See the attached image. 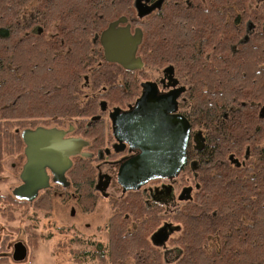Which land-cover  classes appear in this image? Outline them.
I'll return each instance as SVG.
<instances>
[{
	"label": "trees",
	"instance_id": "obj_1",
	"mask_svg": "<svg viewBox=\"0 0 264 264\" xmlns=\"http://www.w3.org/2000/svg\"><path fill=\"white\" fill-rule=\"evenodd\" d=\"M31 1L0 0V175L5 157L23 150L21 131L37 126L70 121L98 154L110 132L106 119L96 120L97 100L118 103L138 94L135 78L124 74L119 82L109 65L98 64L94 38L119 17L135 19L132 0H41L40 32L19 22ZM191 2L168 0L138 22L145 66H171L186 81V111L204 139L201 151L188 147L183 170L195 177L193 198L170 216L181 230L174 264H264V0L255 7L252 0ZM96 162L77 158L68 173L85 213L100 197L93 190ZM1 201L28 204L12 195ZM110 202L108 240L94 253L100 264H165L149 240L164 208L147 203L141 191ZM32 207L50 213L52 192H42ZM212 234L220 238L216 253L205 250Z\"/></svg>",
	"mask_w": 264,
	"mask_h": 264
},
{
	"label": "water",
	"instance_id": "obj_2",
	"mask_svg": "<svg viewBox=\"0 0 264 264\" xmlns=\"http://www.w3.org/2000/svg\"><path fill=\"white\" fill-rule=\"evenodd\" d=\"M163 1L157 0L147 6L149 0H134L133 7L137 17L143 19L159 10ZM126 22L125 17H119L101 32L99 42L104 59L127 71L141 70L143 62L137 57V51L143 32L137 28L131 34ZM183 91L182 88L160 93L155 83L145 82L133 106L126 111L114 108L109 113L112 136L121 145V150L115 147V152L119 154L127 148L130 154L118 161L116 179L123 194L139 191L157 180L172 182L185 169L191 124L178 113L177 100ZM68 133L42 126L21 131L25 163L19 174L21 183L11 192L15 200L32 204L40 192L51 188V184L64 188L68 186L66 173L72 167L71 158L87 156L81 151L88 146V142L81 138H65ZM193 143L196 151L202 150L204 139L200 133L194 134ZM191 191L190 187L183 188L177 200H191ZM102 197L107 198V195ZM165 227L152 234L151 241L155 246H162L167 241L169 234ZM169 230L172 232V229ZM26 257L27 249L23 243L14 244L12 260L22 262Z\"/></svg>",
	"mask_w": 264,
	"mask_h": 264
},
{
	"label": "rangeland",
	"instance_id": "obj_3",
	"mask_svg": "<svg viewBox=\"0 0 264 264\" xmlns=\"http://www.w3.org/2000/svg\"><path fill=\"white\" fill-rule=\"evenodd\" d=\"M256 1L252 0L250 6L255 7ZM40 2L41 0H32L26 5L20 15L19 22L25 27L26 31L32 32V30H37L40 32L38 28L41 13ZM160 71V69L146 66V79H157L161 75ZM23 164V154L5 157L3 160L4 170L0 175V196L6 197L11 195L12 190L20 184L18 175ZM102 169L103 173H110V169L106 167ZM182 182L192 186L195 183V177L191 173L182 172L178 177L177 183L178 185L181 183V187L184 188L185 186L182 185ZM179 187H176V192L181 190ZM107 192L111 198H119L121 196L120 189L115 181ZM111 205L110 199L99 197L96 207L91 212L83 213L74 199L67 202L63 201V193L57 192L52 195V209L47 214L33 209L32 204L9 206L4 201H1L0 251L3 250L10 253L11 248L9 249L7 246L21 242L27 245L28 257L21 263L7 260L0 261V264H100L99 260H87L83 258L84 256L81 253L83 249L79 245L78 239L74 238L72 234H59L58 231L60 229L65 231L66 228L73 227L78 234H81L82 228H85L84 223L88 222L90 224L88 232L93 233L98 230L95 239L105 244L108 238L104 229L107 220L114 212ZM181 206L182 203L178 202L168 205L162 204L164 208L163 214L166 217L161 220V223L149 235V238L154 232L162 228L164 224H170L173 229L179 226L173 222L170 216L178 211ZM70 208L74 209L75 218L71 216ZM11 215L15 219L13 222H9L8 220V217ZM176 231L179 232L174 233L173 231L168 236L167 241L157 248L165 264H174L181 257L182 250L174 242L181 231L180 226ZM205 250L208 253H216L220 250V238L218 235L212 234L208 237L205 243Z\"/></svg>",
	"mask_w": 264,
	"mask_h": 264
},
{
	"label": "flooded vegetation",
	"instance_id": "obj_4",
	"mask_svg": "<svg viewBox=\"0 0 264 264\" xmlns=\"http://www.w3.org/2000/svg\"><path fill=\"white\" fill-rule=\"evenodd\" d=\"M156 1L157 0H149V2L147 3V6L153 5ZM167 1L168 0H164L163 3H162V6ZM182 1L186 5H190V6L192 5L191 0H182ZM133 3H134V0L131 1V6H132V9L134 11V15L136 16V18L133 19V18L125 17L127 19L126 24H128L130 26L131 34L134 33L135 29H137V28L141 29V26L139 25L138 22L146 18L145 17L143 19H139L137 17L136 11H135V9L133 7ZM162 6H161V8H162ZM159 10L156 9L150 15L154 14L155 12H157ZM122 17H124V16H122ZM117 19H115V20H117ZM115 20H113V21H115ZM113 21H111V22H113ZM111 22H109L107 24V26L102 31H104ZM125 25H122V27H125ZM102 31H100L99 34L94 37L96 39L95 41L97 42V45H98L97 52L101 53L102 59H103V61L98 62V64L105 63V64L109 65L110 68L113 70V72L117 73V79H118L119 82H122L124 74L131 75L133 78H135L138 81V94L135 97H132L130 100H124V101L118 102V103H112L111 101H109L108 99H105V98H99L97 100V106H98L99 115H98V118L96 120L106 119L108 121V123H109L110 135H109V140L107 141L106 146L103 147L99 151L98 154H93L92 151L90 150L91 141L88 138H86L85 136H83L81 134L82 132L78 133V131L74 127L73 123L70 122V121L64 122L63 125H61V126L50 125V126H42V127H45V128H53V127H55V128H58V129H62L64 131H66V132H69L65 136V138H81V139H83V140L88 142V146L86 148L82 149V151H81L82 153H85L87 156H84V157L83 156H76V157L71 158L72 167H73L74 161L77 158H91V159L97 160V162L95 163L96 178H95V183H94V186H93V190L100 197H102V195H107V198H105V199H111V196L108 194L107 191L112 186V183L114 181L118 185L117 179H116V175H117V171H118V167H119L118 161L121 158H124V157H127V156L130 155L127 152V148L124 149V151L122 153L117 154L115 152V150H116L115 147L118 150L119 149L121 150V145H119L115 141L113 136H112V127H111V122L109 120V113H111L114 108H119L122 111H126L130 106H133L135 101H136V99L139 98V96L141 94V85L143 83H145V82H153V83H155L157 85L158 90H159L160 93H167V92H169L170 90H173V89H182V88L184 89L183 93L179 96V98L177 100L178 101V113L184 115L189 120L190 124H191V121L189 119V114L186 111L187 105H188V96L187 95H188V91H189V86L187 85L186 81L184 79H182L181 77L177 76L175 71H174V69L171 66H165V67H162V68H157V69L161 70L160 71L161 75L157 79H146V76H145L146 66H145V63H144L143 59L141 58V56L138 53L139 52V48H138V51H137V57H140L142 62H143V68L141 70L127 71V70L123 69L120 65H118L116 63H108V62H106L105 59H104L103 48H102V46H101V44L99 42V37H100V34H101ZM89 87L90 86L88 85V81L85 78V80L83 82V88L87 92H89V90H90ZM101 89L104 90V87H102ZM100 93L101 92L98 91L96 94L100 95ZM92 96L96 97L95 95H92ZM31 129H34V128H31ZM196 133H200L202 138H203L202 133L199 132L198 130L194 129L193 125L191 124V133H190V139H189L188 147L192 146L193 149H194V146H195L194 143H193V136ZM23 149H24V147H23ZM20 154H23V150H22V152ZM20 154H18V155H20ZM197 161H198V159L195 162H193L191 165L192 166H196L197 165ZM24 163H25V157H24ZM104 167H106L107 169H110V173L111 174L107 173V172L103 173V169L102 168H104ZM69 171L66 173V178H67V181H68V186L67 187L64 188V187H61L59 185L51 184V188H49L47 190H50L52 192V195L57 193V192L63 193V201L67 202L68 200L70 201V200L74 199V201L76 202V195L73 192L72 185H71V182H70L69 177H68ZM20 172H21V170H20ZM18 178H19V175H18ZM177 180H178V178H176L172 182L161 181V180L154 181L153 183L150 182L147 185H145L144 187H142L141 190H139V191H141L147 197V203H149L150 205L151 204H156V205L162 206V204L168 205V204H172V203H176V202L182 203V205H183L185 202H179L177 200L179 192H181V190L183 189L181 187V183H180V185H178ZM182 185L185 186L184 188H187V187L192 188V191H191L190 195L193 198L194 191L197 188V186H195V183L192 186H190L189 184L186 185L185 183H183ZM176 187L177 188L178 187L181 188V190L179 192L178 191L176 192V190H177ZM118 188L120 189V192H121V196L120 197L124 196L126 193L123 194L122 188L119 185H118ZM42 192H44V191H42ZM42 192H40L39 195ZM76 204H77V202H76ZM70 209H71V216L74 217V215H75L74 209L73 208H70ZM83 213H85V212H83ZM162 224H164V223H162ZM89 225L90 224L88 222L84 223L85 228L84 229L82 228V231L80 232L81 234H78L77 231H75L73 227L66 228L65 231H66V233L72 234V236L74 238L78 239L79 245H81V247L83 249V251H81V253H82V256H84L83 257L84 259H87V260L88 259L98 260L96 258L97 256L94 255V253L96 251V248L99 245H101V244L105 245L107 242L105 244H103V243L97 241L95 239V237L97 236V231L98 230H96L93 233H89L88 232V229L90 227ZM165 225L166 224H164V226L163 225L162 226L165 227ZM79 228L81 229L80 226H79ZM169 229H172V232L174 231V233L179 232V231H176V229H179V226H176L175 229H173L172 226L165 227V230L170 235L172 232H169L170 231ZM104 230L107 233L106 227H105ZM107 238H108V234H107ZM149 240H150L151 244L155 248H159L160 247V246H155L152 243L151 237L149 238ZM14 244H16V243H14ZM14 244H10V245L7 246V247H9V249L11 248V252L10 253L7 252V251H3V250L0 251V261H7V260L13 261L12 260V254H13ZM23 245L27 249V245H25V244H23ZM27 257H28V250H27ZM14 263H21V262H14Z\"/></svg>",
	"mask_w": 264,
	"mask_h": 264
}]
</instances>
